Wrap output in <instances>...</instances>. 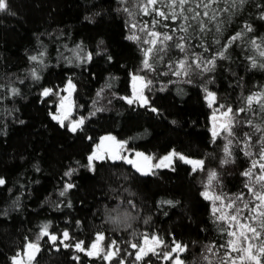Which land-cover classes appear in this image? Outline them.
Segmentation results:
<instances>
[{
	"label": "trees",
	"instance_id": "trees-1",
	"mask_svg": "<svg viewBox=\"0 0 264 264\" xmlns=\"http://www.w3.org/2000/svg\"><path fill=\"white\" fill-rule=\"evenodd\" d=\"M140 3L8 0L10 11L0 12V264H13L29 242L40 247L31 264H175L177 255L183 264H220L225 255L220 245L229 240L222 231L228 224L216 219L220 214L213 215V203L202 193L215 172L209 188L225 203L241 194L244 202L253 200L242 173L259 159L262 133L256 127L264 128V110L247 104L248 96L264 94V0H236L234 5L218 0L213 7L228 11L217 13L209 31L195 33L185 53L169 47L161 60L154 52L151 69L143 66L142 50L150 46L142 40L150 38L139 29L160 18L145 16ZM180 23L184 21H162L155 30L173 34ZM134 32L141 41L128 39ZM201 43L203 47L197 46ZM186 56L188 74L173 75L175 61ZM134 74L151 81L145 89L147 104L131 97ZM68 82L74 85L72 116L83 120L74 132L65 121L62 127L52 119ZM45 89L52 91L45 96ZM208 92L215 96L213 106L233 109V137L224 132L213 137ZM240 108L245 111L236 114ZM246 133L251 135V157L245 155ZM107 134L123 140L132 152L155 160L175 152L203 161L202 168L194 171L177 157L171 168L148 175L122 160H97L90 168L88 157ZM229 139L232 155L225 157ZM225 159L228 163H222ZM69 169L75 170L70 177L65 175ZM254 171L258 174L259 168ZM67 184L73 187L65 190ZM45 225L49 235H41ZM98 233L104 236L99 254L76 250L79 241L90 249ZM146 235L162 243L151 244L154 252L137 260L139 249L130 245L143 246ZM50 236L57 237L55 242ZM174 242L186 250L164 259ZM211 245L215 247L209 252ZM104 251L115 254L105 260Z\"/></svg>",
	"mask_w": 264,
	"mask_h": 264
},
{
	"label": "snow or ice",
	"instance_id": "snow-or-ice-1",
	"mask_svg": "<svg viewBox=\"0 0 264 264\" xmlns=\"http://www.w3.org/2000/svg\"><path fill=\"white\" fill-rule=\"evenodd\" d=\"M124 2V0H122ZM244 0H240V3H243ZM218 3V0H142V3L138 5L139 10L145 15L150 16L153 13L156 17L160 19H153L151 21V26H149L148 22H144L143 26L140 27V31L144 32L147 37L150 39H143L135 34V32L128 37V39L133 41H141L144 44L150 45L146 49H142L145 54V59L143 61V66L145 69H151L153 66L149 63L150 58H152V54L156 53L157 59H163V55L161 53H167L169 47H175L180 50V52L185 53L187 51V47L191 45V40L193 39V35L197 32L204 33L209 31L208 25L217 19V13L219 11H228V9H215L213 6ZM233 5L236 3V0H232ZM164 9H167L165 11ZM9 4L8 0H0V12H9ZM125 11H129L128 8H125ZM131 15V12H129ZM190 14V15H189ZM264 18V16H262ZM171 20L173 23H176L178 20H183L184 23H180L177 28L171 29V32L174 34L177 31L184 33L185 35L174 37L173 34H169L168 32H159L156 31L155 28L158 24H161L162 21ZM189 21H195L196 26L194 27L192 23ZM162 27L167 28V24H162ZM246 30L248 32L252 31V27L250 25H246ZM132 28H137L136 24L132 25ZM189 29H192V34H189ZM216 31H220L219 24L216 25ZM241 34L238 33L236 36L231 38L232 41H235L239 38ZM174 43H170L173 42ZM218 42V41H217ZM255 44V40L252 41ZM197 46L203 47V44H198ZM207 51V48H205ZM222 57L223 53H219ZM261 55H264V52H261ZM90 58V57H89ZM32 60H36V57H31ZM193 64L196 67H200V63L198 59H193ZM208 64L214 65V60L209 59ZM255 63L253 67H255ZM168 67L172 69L173 65L169 64ZM191 65L187 62V56L184 59L175 61L176 70L173 71V75H187ZM207 71L208 69L205 67L204 69ZM33 77L38 79L39 77L33 72ZM132 88H133V99H139L142 104H147V98L143 96V89L147 87L151 81L145 80L144 77L134 75L132 77ZM74 88V85L69 82L67 86V90L69 91V96L71 95V90ZM13 94H16V90L13 89ZM51 89H45L43 95L47 96L51 93ZM207 97L209 99V106L211 107L212 103L215 100V96L212 92L207 93ZM133 99H128V103H133ZM66 101H68V97H61L60 101V109L62 110L59 114H53L52 119L57 120L60 125L64 126V120L68 118L70 114V101L68 102V106L66 107ZM253 103L260 106L262 110H264V94H254L247 97V104L249 108L253 105ZM223 107V106H221ZM153 112L157 110L155 108L151 109ZM244 108H240L237 110L236 114L240 112H244ZM233 109L231 107L226 108V110L221 114L223 117L227 119L221 123L220 129L226 134L227 137H233L234 133L232 131L233 127V119H232ZM213 131L212 135L215 138L219 133L216 130L215 121L217 117L215 113L213 114ZM251 124V121L248 122ZM83 124V120L75 122L70 127V131H76V128ZM257 132H261L262 136L258 143L261 144L259 148V159L252 160V165L249 170H246L242 173L243 176L247 177L249 183L245 185L248 189V192L252 195L253 200L244 202L245 198L241 194L237 196L233 200L225 203V198L221 195H213L209 196V192L205 191L202 195L205 199H212L214 201H219V206L214 204L213 206V215L215 216L217 212H220V215L216 216L218 221H222L228 224L226 234L231 237L226 244L220 245V247L225 248V255L221 258L220 264H264V128L256 127ZM246 140L244 143L245 155L252 156L251 152V135L245 134ZM105 140L111 141L112 143L104 149L105 152L111 153L112 159L122 158L126 163L133 165L136 171L141 172L142 174H149L152 168L159 167H169L172 163L173 157H178L180 160L185 163H190L193 165V170L195 171L197 168H202L203 161H191L186 159L183 155L172 152L167 156H164L159 160L158 163L153 164V157L146 156L143 153H136L138 160L128 159L127 157L120 156V149H123L124 144L116 141L115 137H104L101 140V145H98V151L94 152L92 155L88 157L89 167L91 168L92 162L94 160L102 159L101 155V147ZM231 144L232 140L229 139L228 143L224 146V154L225 157H231ZM222 163H228V160L225 159ZM259 168V173L257 174L254 170ZM74 169H69L65 175L71 176ZM216 173H210L209 184H211V180L215 178ZM4 184V180L0 178V185ZM257 186H259L257 188ZM72 184H67L65 190L72 188ZM61 195H64V192H61ZM237 201L242 202V207L237 205ZM255 201V203H253ZM131 203V201H129ZM167 203L171 204V201ZM223 209H228L230 211L225 212ZM247 210L248 216H241L243 211ZM41 235H49L47 231V225H45L41 230ZM64 240L69 239V234L67 231L63 233ZM50 239L55 242L57 239L56 236H50ZM104 239L103 234H97L96 240L91 244L90 249H85L83 247V241H79L75 244V248L78 251H86L88 255H97L101 251L99 248V242ZM63 243V240L61 241ZM162 242L156 236H144L143 238V246L138 244H131L130 246L134 249L138 248L139 251L136 253V259L139 260L143 255L147 254L148 251H153L154 248L150 247L151 244L159 245ZM175 243V242H174ZM115 242H113V245ZM66 247L68 245H65ZM186 245H181L180 243H175V246L170 250V252L164 253V259H169L171 257V253L183 252L186 250ZM215 245H211L208 247V251L212 252V249ZM27 251L25 255L29 262L34 261L36 254L40 251V247L38 243L29 242L26 245ZM118 251V249H117ZM232 253H237V255L233 256ZM115 253L112 251H104L103 259L110 260L111 257ZM207 259V257H205ZM13 264H24V259L17 254V257L13 258ZM175 264H183L180 260L179 256L175 257Z\"/></svg>",
	"mask_w": 264,
	"mask_h": 264
},
{
	"label": "rangeland",
	"instance_id": "rangeland-1",
	"mask_svg": "<svg viewBox=\"0 0 264 264\" xmlns=\"http://www.w3.org/2000/svg\"><path fill=\"white\" fill-rule=\"evenodd\" d=\"M134 75H138V74H134ZM134 75H133V76H134ZM133 76H132V77H133ZM139 76H141V75H139ZM142 77H143V76H142ZM68 83H69V82H68ZM68 83L65 85V88H64L63 93L60 94L59 99H58L57 102H56V110H55L56 112H55V114H59V113L62 111V110L60 109V101H61V97H68V101H66V102H69V101H70V103L73 102V98H72V91H73V89L71 90V95L69 96V91L67 90ZM132 83H133V81H132V79H131V86H132ZM145 89H146V87H145ZM145 89L143 90V95H144L145 98H146V95H145ZM131 97L133 98V88H132V95H131ZM135 100H136L137 102H140L139 99H135ZM206 100H207V103L209 104V99H208V97H206ZM66 102H65V103H66ZM214 102H215V100H214ZM214 102H213L212 105H211V107H212V111H211V114H210V124H211V125H210V130H211V132L213 131V124H214V122H213L212 117H213V114H214V113H215V115H216V117H217V120L215 121L216 130H218V128L220 127L221 123H223V122L227 119L226 117H223V116L221 115L226 109L222 110V109H219V108L213 106ZM140 103H141V102H140ZM141 104H142V103H141ZM73 108H74V102H73ZM64 121H65L68 125H71V126H72V124L75 123V122H78L79 119H78L77 117L72 116V114H71V115H69L68 118L65 119ZM220 133H223V131H221ZM94 150H95V148L93 149V151H94ZM131 152H132V151H130V150H128V149H124V152H123V154H122V157H126V155L130 154ZM134 153H135V152H133L132 154H134ZM92 154H93V153H92ZM92 154H91V155H92ZM132 154H131V155H132ZM163 157H164V156H163ZM163 157H161V158H163ZM161 158H159V159H157V160L153 159V160L155 161L154 164L158 163L159 160H160ZM98 160H102V159H98ZM122 160H124V159H122ZM94 161H97V160H94ZM94 161H93V162H94ZM93 162H92V163H93ZM173 163H174V160L172 161V163H171V165H170L169 167H159V168H171L172 165H173ZM159 168H155V169H159ZM209 177H210V174H209V176H208V179L206 180V183H205L206 188L204 189L203 192L208 191V192H209V196L217 195L216 193L212 192L211 189L209 188V185H210V184H209ZM210 201L213 203V206H214V204H215L216 206H219V204H220L219 201H214V200H212V199H210ZM223 211L228 212L227 209H223ZM217 213L220 214V212H217ZM241 216H242V215H241ZM229 239H231V237H229ZM26 251H27V248L25 247V250L20 254V256L24 259V264H31L32 261L29 262L28 259H27V256L25 255ZM232 255L235 256V255H237V253H232ZM16 257H17V256H16Z\"/></svg>",
	"mask_w": 264,
	"mask_h": 264
},
{
	"label": "water",
	"instance_id": "water-1",
	"mask_svg": "<svg viewBox=\"0 0 264 264\" xmlns=\"http://www.w3.org/2000/svg\"><path fill=\"white\" fill-rule=\"evenodd\" d=\"M139 76V75H138ZM145 89V88H144ZM143 89V90H144ZM144 96V95H143ZM145 97V96H144ZM66 105H68V102H66ZM69 111H70V114L69 115H71V114H73V112H74V108H73V102L72 103H70V109H69ZM222 130L220 129V127L218 128V130H217V132L218 133H220ZM108 136H111V137H114V136H112V135H109V134H107V135H103L100 139H99V141H98V145H101V140H102V138H104V137H108ZM116 139V138H115ZM116 141H119V142H121V143H123L124 145H125V142L123 141V140H118V139H116ZM112 142L111 141H108V140H105L104 141V143H103V146L101 147V149H100V151H101V154L103 153V152H105L104 151V149L105 148H107L110 144H111ZM96 151H98V146H97V149H96ZM119 152H120V156H121V149L119 150ZM107 153V155H108V157H109V159L111 160V161H118L120 158H117V159H112L111 158V153H109V152H106ZM136 153H143L144 155H146V156H148L146 153H144V152H142V151H137V152H135L134 154H133V157L132 158H130V159H132V160H138V157L136 156ZM169 155V154H168ZM187 159V158H186ZM188 160H191V159H188ZM191 161H196V160H191ZM152 163H153V161H152ZM188 164H190V163H188ZM131 167L133 168V170L134 171H136V169L133 167V165H131ZM152 170L153 169H151V171L149 172V174H151L152 173ZM137 173H139V174H141V175H145V174H142L141 172H138V171H136ZM148 175V174H147ZM150 247H152V245H150Z\"/></svg>",
	"mask_w": 264,
	"mask_h": 264
},
{
	"label": "flooded vegetation",
	"instance_id": "flooded-vegetation-1",
	"mask_svg": "<svg viewBox=\"0 0 264 264\" xmlns=\"http://www.w3.org/2000/svg\"><path fill=\"white\" fill-rule=\"evenodd\" d=\"M68 105H66V107H67ZM97 146H98V144L96 145V147H95V150L93 151V153L94 152H96V149H97ZM125 146V145H124ZM124 147H123V149H121V157H122V154H123V152H124ZM133 152H131L130 154H128V155H126V157L128 158V159H130V158H132L133 157V154H132ZM132 154V155H131ZM102 156H103V158H102V160H106V159H109V157H108V155H107V153L106 152H103L102 154H101ZM110 160V159H109ZM119 160H122V158H120ZM173 160H174V157H173ZM172 160V161H173ZM176 160L177 161H182V160H180L178 157L176 158ZM122 161H125V160H122ZM153 161V164H154V160H152ZM184 162V161H183ZM128 165H131V164H128ZM190 165H192V164H190ZM153 170H152V172L153 171H155V170H157V169H155V168H152Z\"/></svg>",
	"mask_w": 264,
	"mask_h": 264
}]
</instances>
